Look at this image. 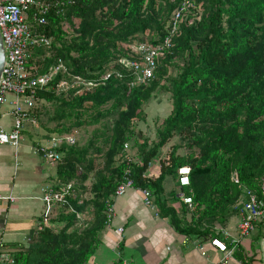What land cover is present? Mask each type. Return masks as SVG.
<instances>
[{
	"label": "trees",
	"instance_id": "1",
	"mask_svg": "<svg viewBox=\"0 0 264 264\" xmlns=\"http://www.w3.org/2000/svg\"><path fill=\"white\" fill-rule=\"evenodd\" d=\"M44 1L47 22L32 29L50 37L51 44L31 48L28 67L43 73L60 59L67 70L36 89L29 122L46 130L43 140L101 125L84 143L75 138L74 144L58 148L53 186L72 181V196L43 212L26 243L12 244L10 261L0 264H85L107 224L106 202L127 169L135 187L156 194L161 215L178 233L214 237L215 227L236 219L234 205L244 188H256L264 173V0H190L153 76L133 86L131 71L121 63L129 57L128 46L159 43L180 0ZM71 76L91 85L61 89L59 81ZM161 92L170 95L171 110L158 125L156 139L139 143L135 120ZM41 116L55 124L49 127ZM175 134L188 151L178 153L180 145H174L160 174L143 176ZM130 141L139 159L128 163L122 150ZM181 165L191 168L190 183L181 189L192 202L177 210L160 195L165 176ZM263 232L259 226L252 235L251 256L240 248L235 258L254 260ZM7 246H0V254Z\"/></svg>",
	"mask_w": 264,
	"mask_h": 264
},
{
	"label": "built area",
	"instance_id": "2",
	"mask_svg": "<svg viewBox=\"0 0 264 264\" xmlns=\"http://www.w3.org/2000/svg\"><path fill=\"white\" fill-rule=\"evenodd\" d=\"M192 6L190 0H180L178 6L173 10L169 25V33L156 44L148 41L134 42L128 46V58H122L121 63L131 71L132 78L130 85H138L148 81L154 74L157 62L163 57L166 50L172 47V38L177 33L180 21L184 13ZM49 11V4L44 0H0V35L4 47L5 60L0 76V148L8 144L13 148L14 168L19 163L17 160V149L20 146L23 124L31 121L30 109L34 106L36 89H42L60 72H66L67 68L58 59L47 71L39 73L36 69L28 67L31 48L48 47L51 38L44 33L32 29V24L43 26L46 24V16ZM63 90L80 87L85 88L91 82H85L79 76H71L69 79H61L58 83ZM11 116L13 122L8 124L5 118ZM7 127H10L7 130ZM46 144L37 143L31 146L33 152L50 163L60 160L61 154L58 148L62 144L72 145L75 143V136L72 133L52 135ZM123 158L126 162H133L134 159L128 154V146L123 145ZM168 160V159H166ZM191 168L188 165H181L177 168V181L181 186H188L190 183L189 174ZM143 176H146L145 173ZM73 182H63L58 187L46 186L39 197L46 205V211L55 204H67V197L73 194ZM135 187L130 176V171H125L123 180L118 183L112 197L123 195L128 189ZM146 205H152L151 191L148 188H140ZM13 200L12 197H9ZM184 203L190 205L191 196L182 195ZM106 223L111 221L113 216L112 202H106ZM237 211L234 222V231L228 226L215 227L216 235L209 241L215 250L221 253L220 259L215 264H255V260L243 261L237 259L234 253L237 249L248 250V256L252 255L250 245L244 240L262 226L264 231V173L261 175L256 188H244L240 199L235 203ZM80 218L81 214L70 208ZM118 228V232L121 231ZM262 241V240H261ZM0 246L3 243L0 242ZM201 254L206 252L202 250ZM1 261H10L7 251L0 254ZM119 264H127L121 260Z\"/></svg>",
	"mask_w": 264,
	"mask_h": 264
},
{
	"label": "crops",
	"instance_id": "3",
	"mask_svg": "<svg viewBox=\"0 0 264 264\" xmlns=\"http://www.w3.org/2000/svg\"><path fill=\"white\" fill-rule=\"evenodd\" d=\"M29 150L32 151L31 147ZM5 152L0 151V154ZM19 165L14 168L11 161L0 159V242L9 244V249H12V244L26 243L46 209L39 198L43 188L55 184V172L51 169L53 163L48 162L44 168L37 160L26 161V171L19 170ZM159 174L160 164H150L145 172L151 179ZM173 176L176 184L166 183L164 178L160 197L167 205L180 210L185 205L182 186L177 181V174ZM150 191L152 205L145 204L143 193L137 187L112 198L111 221L100 231L99 243L85 264H119L121 260H126L127 264H215L220 259L221 253L211 246L210 239L201 240L178 233L169 218L161 215L155 201L156 194ZM172 193L176 196L172 197ZM235 220L227 225L232 232ZM120 227L122 229L118 232ZM252 237L244 240L246 245L251 246ZM199 246L205 255L201 254ZM254 252V260L264 259L261 248Z\"/></svg>",
	"mask_w": 264,
	"mask_h": 264
},
{
	"label": "rangeland",
	"instance_id": "4",
	"mask_svg": "<svg viewBox=\"0 0 264 264\" xmlns=\"http://www.w3.org/2000/svg\"><path fill=\"white\" fill-rule=\"evenodd\" d=\"M174 73V71H171ZM171 110V100L170 95L168 93H158L154 98H152L146 105L143 106L142 112L139 114L138 119L135 120V138L140 143L144 138L148 140V143H151L156 139V129L158 125L161 124L164 117H166ZM41 119L46 122V124L49 127H52V125L55 124L54 121H49L46 116H41ZM5 122L8 124H11L13 122V118L11 116L6 117ZM101 122V121H100ZM96 124V126H88L85 129L75 131L72 133L77 142L80 144L84 143L86 139L91 138V130L94 127H99L101 123ZM31 123V124H30ZM34 123L32 122H24L23 124V130L21 134V140H20V146L17 149V160L19 165V170H27L26 167H24V164L26 161L30 160H37L39 164L44 166L46 168L48 165V162L42 160L40 156L36 152H32L29 150V147L36 145L38 142H42L43 144L47 143V139L43 140L42 137L46 136V130L41 128L40 126H33ZM35 128V129H34ZM10 127H7V130H9ZM128 146V154L131 156L132 159L138 160L137 157L138 148L137 145H134L131 141L125 142ZM185 141H183L179 134H175L173 137H171L168 142L160 149L159 154L151 161V164L159 165L163 161H167L171 148L178 144L180 145L177 152L178 153H186L188 149L184 146ZM0 151H6L4 154H0V159L11 161V163H14V156H13V148L5 144L1 146ZM46 164V165H45ZM56 163H53L51 165V169L53 172L56 170ZM166 183H170L171 185L176 184L174 181L173 175H167L165 177ZM89 185V182H87ZM86 196H88L86 194ZM74 213V211H73ZM254 234V233H253ZM252 234V235H253ZM259 249L261 248V243L259 244ZM11 248V247H10ZM8 253L12 251V249L6 250ZM264 259L262 260H255V264H263Z\"/></svg>",
	"mask_w": 264,
	"mask_h": 264
},
{
	"label": "water",
	"instance_id": "5",
	"mask_svg": "<svg viewBox=\"0 0 264 264\" xmlns=\"http://www.w3.org/2000/svg\"><path fill=\"white\" fill-rule=\"evenodd\" d=\"M4 60H5V53H4V47H3V43H2V39H1V35H0V76H1V73H2ZM261 249H262V252H263V255H264V232H263V238H262V241H261Z\"/></svg>",
	"mask_w": 264,
	"mask_h": 264
}]
</instances>
